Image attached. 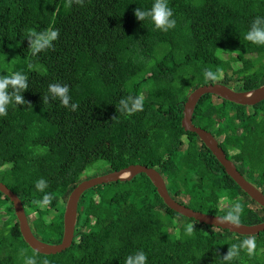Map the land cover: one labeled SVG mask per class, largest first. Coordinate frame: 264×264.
Wrapping results in <instances>:
<instances>
[{
  "label": "trees",
  "instance_id": "obj_1",
  "mask_svg": "<svg viewBox=\"0 0 264 264\" xmlns=\"http://www.w3.org/2000/svg\"><path fill=\"white\" fill-rule=\"evenodd\" d=\"M153 3L84 0L69 8L66 0H0V75L21 72L29 85L22 93L27 103L10 104L0 116V181L27 207L31 232L42 242H60L68 194L97 161L108 172L130 164L155 168L176 201L203 213L223 217L222 202H240V223L264 220V209L181 126L183 104L199 85L222 83L244 92L264 84V45L245 39L253 20L264 17V0H168L176 26L167 32L134 15ZM49 28L59 30V39L33 56L29 30ZM206 69L218 78L206 79ZM52 83L69 86L77 110L58 98L43 102ZM129 95L144 97L142 111H118ZM191 121L211 132L264 194V99L247 106L206 93ZM41 179L44 191L35 186ZM226 180L235 183V197ZM46 193L56 203L40 213L35 202ZM0 201V264H125L138 251L146 253L147 264H264V230L241 235L184 217L164 204L144 173L84 191L72 242L55 254L31 249L1 192ZM189 224L192 235L186 234ZM250 237L254 255L241 249L233 260H222L231 245Z\"/></svg>",
  "mask_w": 264,
  "mask_h": 264
},
{
  "label": "water",
  "instance_id": "obj_2",
  "mask_svg": "<svg viewBox=\"0 0 264 264\" xmlns=\"http://www.w3.org/2000/svg\"><path fill=\"white\" fill-rule=\"evenodd\" d=\"M206 93L217 95L225 100L241 104L254 105L264 99V84L250 91H236L222 83H211L199 85L188 95L183 104L181 126L185 131L194 132L204 145L211 151L218 162L223 166L226 174L243 190L251 199L258 203L264 209V194L250 183L236 168L234 162L226 156L225 152L219 146L215 136L196 125L191 121L192 112L199 98ZM144 173L156 188L157 193L162 198L164 204L176 213L193 218L200 223L227 229L241 235H255L264 230V220L255 224L232 225L223 223L219 215H212L195 210L176 201L167 190L161 174L152 167L141 164H130L118 170H113L102 175L94 176L81 180L68 194L63 211V232L59 243L50 244L38 240L31 232L28 224L24 206L19 197L9 189L5 183L0 181V192L5 195L12 203L13 211L16 216L20 233L25 243L34 251L43 254H55L68 248L74 236V226L78 207L79 197L84 191L96 185L129 180L137 174Z\"/></svg>",
  "mask_w": 264,
  "mask_h": 264
},
{
  "label": "clouds",
  "instance_id": "obj_3",
  "mask_svg": "<svg viewBox=\"0 0 264 264\" xmlns=\"http://www.w3.org/2000/svg\"><path fill=\"white\" fill-rule=\"evenodd\" d=\"M73 3L83 6L84 0H66L65 7H72ZM134 15L139 21H144L150 18L158 30L167 32L176 26V20L173 18V10L168 5V0H154L152 7L148 10L136 8ZM59 30L49 28L44 31L29 30L27 34V40L29 42V48L33 56L38 53L51 49L54 47L53 42L59 39ZM245 39L253 44L264 45V17H256L250 27V30L246 33ZM32 65L29 64V68ZM204 76L206 79L216 80L218 78L217 73L211 70H205ZM28 77L21 72H14L10 75H0V116H6L8 106L10 104L25 105V101L22 93L28 89ZM11 89V91H9ZM50 94L43 97V102H49L51 99H59L61 104L65 107H70L73 111L78 109V105L71 103V96L69 95V86L67 84L52 83L48 87ZM30 105V104H29ZM119 109L121 113L132 115L137 111L143 110L144 97L143 96H127L121 98L119 101ZM113 117L112 119H115ZM36 188L39 191H44L47 188V181L41 179L36 182ZM53 197L50 193H46L43 196L42 201H36L35 203L42 206L51 203ZM222 207L225 210L224 216L221 218L223 223H230L232 225H239L240 218L244 210V206L240 202H235L231 205H224ZM195 228L194 225L189 224L186 226V234L192 235ZM245 249L248 255H254L256 249V242L254 237L243 240L239 244H233L228 248L226 255L222 260L229 262L238 257L240 250ZM147 255L143 251H138L134 255H129L125 264H147ZM28 264H36L34 259H29ZM43 264H49L47 260Z\"/></svg>",
  "mask_w": 264,
  "mask_h": 264
},
{
  "label": "rangeland",
  "instance_id": "obj_4",
  "mask_svg": "<svg viewBox=\"0 0 264 264\" xmlns=\"http://www.w3.org/2000/svg\"><path fill=\"white\" fill-rule=\"evenodd\" d=\"M9 58V57H8ZM220 133H218L219 135ZM220 137V136H218ZM237 140H241V137H237ZM241 153H246V147H243ZM240 153V154H241ZM240 154L237 156H234L233 158H235L236 160H239V156ZM108 172V168L106 167V165H104V163L102 161H97L94 164H92L91 166H89L81 175V179H87V178H91L94 176H98V175H102ZM226 184L228 185V187L233 191V196L235 197V183L230 181V180H226ZM106 191V189H104V192ZM63 190L60 189L59 191H57L58 194H62ZM90 198L92 199H97V195L91 193L89 195ZM42 201V199L40 200ZM0 203H3V201H0ZM56 203L55 200L52 199L51 203L45 206L40 205L38 208V211L40 213H44L47 210H50L51 206H53ZM25 209L27 210V207L25 206ZM32 216H35V214H32ZM94 219V217H92V220ZM185 220L183 219L182 222H184Z\"/></svg>",
  "mask_w": 264,
  "mask_h": 264
}]
</instances>
